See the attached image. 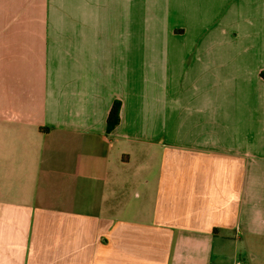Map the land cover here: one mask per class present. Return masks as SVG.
<instances>
[{"label":"crops","instance_id":"crops-1","mask_svg":"<svg viewBox=\"0 0 264 264\" xmlns=\"http://www.w3.org/2000/svg\"><path fill=\"white\" fill-rule=\"evenodd\" d=\"M237 259L264 264V0H0V264Z\"/></svg>","mask_w":264,"mask_h":264},{"label":"trees","instance_id":"trees-1","mask_svg":"<svg viewBox=\"0 0 264 264\" xmlns=\"http://www.w3.org/2000/svg\"><path fill=\"white\" fill-rule=\"evenodd\" d=\"M120 109H121V102L119 100L114 101L111 110L107 117V130H112L120 120Z\"/></svg>","mask_w":264,"mask_h":264},{"label":"built area","instance_id":"built-area-1","mask_svg":"<svg viewBox=\"0 0 264 264\" xmlns=\"http://www.w3.org/2000/svg\"><path fill=\"white\" fill-rule=\"evenodd\" d=\"M233 264H246L243 260L237 259Z\"/></svg>","mask_w":264,"mask_h":264}]
</instances>
